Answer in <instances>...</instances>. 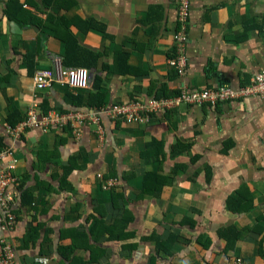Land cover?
<instances>
[{
    "label": "crops",
    "instance_id": "1",
    "mask_svg": "<svg viewBox=\"0 0 264 264\" xmlns=\"http://www.w3.org/2000/svg\"><path fill=\"white\" fill-rule=\"evenodd\" d=\"M176 1L0 0V149L12 151L4 164L15 159L18 180L7 189L17 224L0 232V248L10 242L13 264H264V98L180 103L142 125L110 114L182 81L250 84L264 68V0H189L177 76L168 62ZM16 3L30 15L9 17ZM68 35L89 51L80 57L90 72L80 104L66 85L38 91L33 82L62 58ZM88 92L99 108L82 107ZM34 107L94 119L77 133L24 128ZM149 149H162L159 159H145ZM148 174L160 175L154 197L142 194Z\"/></svg>",
    "mask_w": 264,
    "mask_h": 264
},
{
    "label": "built area",
    "instance_id": "2",
    "mask_svg": "<svg viewBox=\"0 0 264 264\" xmlns=\"http://www.w3.org/2000/svg\"><path fill=\"white\" fill-rule=\"evenodd\" d=\"M175 21L178 24L174 30V51L175 54L168 58L169 65L174 67L177 76L182 77L186 69L185 43L187 42V23L190 13L189 0H177ZM89 69L85 67H68L64 66L61 58H57L51 67L39 68L33 76L35 89L42 91L45 88L53 86L55 83L66 85L71 89L87 88L90 82ZM261 96L264 98V68L257 71L251 79L250 84L244 86H232L230 84H220L215 87H201L190 89L182 81L180 93L171 97L152 98L146 103L140 100L127 102V104L113 105L111 115L114 118L124 119L127 123L137 125L148 124L151 120L149 112H155L156 115L165 113L177 107L180 103L204 105L210 104L214 106L218 102L232 101L243 97ZM96 118V117H95ZM94 119L91 113L83 112H59L51 111L47 114L42 113L38 108L30 109L27 118L22 126L25 127H41L43 130L52 128L73 127L77 124L84 125L86 121ZM97 120V118H96ZM20 128L13 129L7 127V132L11 135L18 136ZM12 156L9 148L0 149V232H11L16 224L17 217L14 214L13 195L7 191L9 187L18 186V180L11 174L15 169L16 161L12 159L11 164L6 167L5 160ZM107 186L110 188L114 183L109 182ZM106 186V188H107ZM14 252L10 242L1 239L0 248V264H13Z\"/></svg>",
    "mask_w": 264,
    "mask_h": 264
},
{
    "label": "trees",
    "instance_id": "3",
    "mask_svg": "<svg viewBox=\"0 0 264 264\" xmlns=\"http://www.w3.org/2000/svg\"><path fill=\"white\" fill-rule=\"evenodd\" d=\"M11 1L15 2V0H11ZM6 13H7V15L9 17H12V18H15V15H13V14H18V13H20L18 18H24V16H23L24 14H29L30 15L29 11L24 7V5L23 4H19V3L18 4L17 3L16 4H8V9L6 10ZM60 24L62 25V23H60ZM61 38L66 43V49H65V52H64V54H63V56L61 58L63 65L64 66H71V67H84V65H88L85 62V60H80V59L81 58L85 59V57L88 55L89 51L86 50L85 48H82L77 43V41L74 38V36H72V35H68L67 37H62L61 36ZM174 54H175V51L173 52V55H171L170 57L174 56ZM174 72H176L175 69H174ZM175 74H177V73H175ZM223 83L224 84H229L227 82H223ZM244 85H248V84L241 83L238 86H244ZM83 90H85V88L84 89H74V91L77 92V96H75L73 98H74V101L78 102V104H80L79 100L80 99H84V95L87 94V92H83ZM179 93H180V89H179V91L176 90L175 92H173L171 94H167V96H165V97L175 96V95H178ZM88 96H89V99H90L89 103H85L82 107H86L87 109H91V108H99L101 106L100 104L95 103L96 99H97V96H96L95 93H89L88 92ZM173 109L170 110V111H173ZM44 111L46 112V110H44ZM60 112L64 113L65 111L61 110ZM167 112H169V111H167ZM167 112H165V113H167ZM12 125H14V124L12 123ZM64 128H66V127H64ZM160 153H162V149L160 151H156V153L155 152H151V149H149V153L148 154H143L142 156H144L145 159H149V156L151 157V159L153 157L156 158V159H159ZM147 161H149V160H147ZM161 178H162V183L160 185V188H162L163 185H166L167 181L169 180L168 176H164V177H161ZM159 179H160V175H157V174H148L146 176V178H144L143 190H142L143 196H148V197L156 196L155 192L158 191L159 189L155 190V188L159 187V185L157 186V184L159 182ZM241 199L243 201H245L244 198L241 197ZM232 202H236V201L232 200L231 203ZM247 205H249V204H247ZM14 214H15V212H14Z\"/></svg>",
    "mask_w": 264,
    "mask_h": 264
}]
</instances>
